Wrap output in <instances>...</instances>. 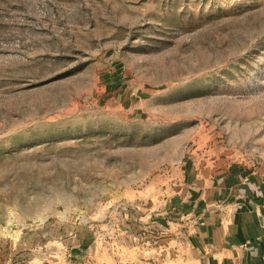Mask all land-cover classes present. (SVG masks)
I'll return each instance as SVG.
<instances>
[{
    "label": "rangeland",
    "instance_id": "374dc122",
    "mask_svg": "<svg viewBox=\"0 0 264 264\" xmlns=\"http://www.w3.org/2000/svg\"><path fill=\"white\" fill-rule=\"evenodd\" d=\"M234 165L264 168V0H0V264H116Z\"/></svg>",
    "mask_w": 264,
    "mask_h": 264
},
{
    "label": "crops",
    "instance_id": "0c3cea01",
    "mask_svg": "<svg viewBox=\"0 0 264 264\" xmlns=\"http://www.w3.org/2000/svg\"><path fill=\"white\" fill-rule=\"evenodd\" d=\"M181 208L159 236L148 233L132 249L121 245L116 264H264V168L231 166L197 186ZM47 243L46 256L31 250L20 264L78 263L71 245Z\"/></svg>",
    "mask_w": 264,
    "mask_h": 264
},
{
    "label": "built area",
    "instance_id": "2783aa9c",
    "mask_svg": "<svg viewBox=\"0 0 264 264\" xmlns=\"http://www.w3.org/2000/svg\"><path fill=\"white\" fill-rule=\"evenodd\" d=\"M262 258H263V260H264V254H263Z\"/></svg>",
    "mask_w": 264,
    "mask_h": 264
}]
</instances>
